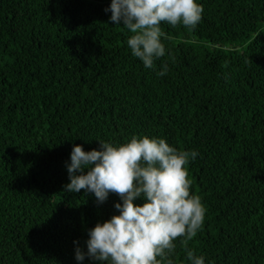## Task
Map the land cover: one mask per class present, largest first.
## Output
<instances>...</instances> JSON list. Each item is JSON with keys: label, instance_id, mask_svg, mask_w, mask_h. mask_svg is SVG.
Returning a JSON list of instances; mask_svg holds the SVG:
<instances>
[{"label": "trees", "instance_id": "1", "mask_svg": "<svg viewBox=\"0 0 264 264\" xmlns=\"http://www.w3.org/2000/svg\"><path fill=\"white\" fill-rule=\"evenodd\" d=\"M111 2L0 0V264H78L121 201L65 190L74 145L145 135L199 152L186 167L205 225L175 241L174 264L187 250L264 264V0H199L195 30L162 23L155 69L132 55Z\"/></svg>", "mask_w": 264, "mask_h": 264}, {"label": "clouds", "instance_id": "2", "mask_svg": "<svg viewBox=\"0 0 264 264\" xmlns=\"http://www.w3.org/2000/svg\"><path fill=\"white\" fill-rule=\"evenodd\" d=\"M110 20L132 35L127 46L144 67L155 69L168 54L162 23L189 30L202 22L199 0H112ZM169 72L165 63L157 72ZM100 149L85 151L74 145L67 165L69 193L94 194L98 204L118 194V214L89 229L85 247L77 246L75 259L84 264H174L176 240H193L205 225L207 208L192 194L187 165L196 150H178L165 138L134 136L125 143L99 141ZM143 200V203H137ZM79 245V242H74ZM189 264H206L205 255L187 250Z\"/></svg>", "mask_w": 264, "mask_h": 264}]
</instances>
